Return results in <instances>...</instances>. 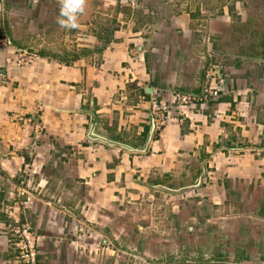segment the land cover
I'll return each mask as SVG.
<instances>
[{"label":"crops","instance_id":"obj_1","mask_svg":"<svg viewBox=\"0 0 264 264\" xmlns=\"http://www.w3.org/2000/svg\"><path fill=\"white\" fill-rule=\"evenodd\" d=\"M9 1L0 0V264L15 259L9 229L25 220L41 236L37 264H264V56L218 48L234 23L230 0H96L94 13L86 0L78 18L91 20L51 25L64 37L59 55L12 44ZM208 68L220 89L209 102ZM156 91L197 101L157 130ZM76 216L96 233L75 237Z\"/></svg>","mask_w":264,"mask_h":264},{"label":"rangeland","instance_id":"obj_2","mask_svg":"<svg viewBox=\"0 0 264 264\" xmlns=\"http://www.w3.org/2000/svg\"><path fill=\"white\" fill-rule=\"evenodd\" d=\"M9 2L12 11L17 12H14L11 18L15 27L12 34H8L12 44L24 45L31 43L34 45L33 43L42 42L45 45V47L43 45V49H31L29 50L30 53L39 55L45 52L54 55L59 51V55L64 37L59 32L55 33L56 30L53 31L54 27L51 26L56 24L59 3L50 2L49 0H37L34 3L32 2L31 5L27 0H10ZM128 3L131 5L129 1ZM228 3L234 7V23L226 27L220 35L218 48L230 54L250 57L264 56V0H230ZM236 4L239 5L240 14H237ZM98 5V1L91 0L88 8L94 13V10L98 9ZM21 10L29 11L27 20H32L31 26H28L29 22L25 20L26 17L20 16ZM91 18H93V15L86 16L85 19L83 17L78 18V24L87 22ZM45 27L48 31H43ZM75 35L77 34L75 33ZM0 37L5 39L7 36L0 33ZM71 44L73 45V43Z\"/></svg>","mask_w":264,"mask_h":264},{"label":"built area","instance_id":"obj_3","mask_svg":"<svg viewBox=\"0 0 264 264\" xmlns=\"http://www.w3.org/2000/svg\"><path fill=\"white\" fill-rule=\"evenodd\" d=\"M128 1L132 6H137L138 4V0ZM211 57H213V54L210 55ZM28 59V56H24L22 61L26 62ZM215 76L216 72L214 68H208L201 92V98L207 102L215 101L220 96V89L212 81ZM161 94L162 92L156 91L151 99V112L157 130H160L172 120V113L175 106H178L182 111L185 107H194L197 101V98L193 95L175 93L173 101L167 102L158 98ZM70 226L72 234L75 237L96 233L80 216L73 218ZM9 231L13 239L12 244L15 247V259L12 261V264H37L38 245L41 241V236L32 230L30 223L27 220L15 223L10 227ZM103 246V250L106 253H116V248H114L110 241L104 240Z\"/></svg>","mask_w":264,"mask_h":264},{"label":"clouds","instance_id":"obj_4","mask_svg":"<svg viewBox=\"0 0 264 264\" xmlns=\"http://www.w3.org/2000/svg\"><path fill=\"white\" fill-rule=\"evenodd\" d=\"M85 3L86 0H59L56 23L64 29L78 28V16L83 13Z\"/></svg>","mask_w":264,"mask_h":264},{"label":"trees","instance_id":"obj_5","mask_svg":"<svg viewBox=\"0 0 264 264\" xmlns=\"http://www.w3.org/2000/svg\"><path fill=\"white\" fill-rule=\"evenodd\" d=\"M42 54H44V52H42Z\"/></svg>","mask_w":264,"mask_h":264}]
</instances>
